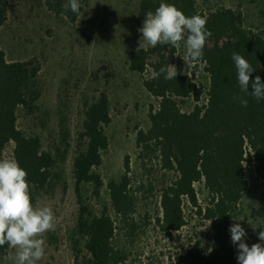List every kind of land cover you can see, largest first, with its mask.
<instances>
[{"label":"trees","instance_id":"16d2710c","mask_svg":"<svg viewBox=\"0 0 264 264\" xmlns=\"http://www.w3.org/2000/svg\"><path fill=\"white\" fill-rule=\"evenodd\" d=\"M9 0H0V29L7 21ZM80 10L65 12L68 0H53L51 8L75 23L83 13L86 0H79ZM161 3L174 4L186 16L206 19L211 37L203 56L192 61L193 75L200 70L210 79L206 102L199 105L204 91L191 76L177 75L166 80L161 68L173 71L175 48L157 45L130 53L132 71L148 77L143 84L159 107L149 114V128L138 132L136 165L140 169L160 167L164 180L160 188L161 216L157 225L166 234L179 232L186 225V202L210 225L211 245L207 250L199 242L178 258L177 264H238L237 246L231 241L229 227L242 215L241 201L248 189L245 164L264 182V100L257 102L240 91L232 54L249 60L256 70L250 79L260 76L264 82V31H253L245 24L244 13L224 6L202 8L198 0H142L138 10V29L146 14ZM142 34V33H141ZM40 68L33 61L8 62L0 49V159L9 144H14V159L28 173L32 202L52 185L56 161L42 149L38 137H29L17 126L19 110L33 112L41 98ZM249 91L253 89L249 88ZM244 96L248 106L239 100ZM192 98L191 112H183L179 100ZM109 103L101 96L85 112L82 138L86 142L74 164L76 192L80 205L78 234L85 251L80 264H124L129 254L121 239L133 240L140 230L136 219L137 194L144 188L129 176L130 164L120 182L108 186L113 216L105 210L95 214L83 200L89 186L99 197L103 181L96 173L109 147L106 129L111 125ZM203 185L205 203H199L197 185ZM249 246L261 243L259 232L246 236ZM7 244L0 246V261L7 256ZM80 259V253L77 255ZM173 264V263H170Z\"/></svg>","mask_w":264,"mask_h":264},{"label":"rangeland","instance_id":"374dc122","mask_svg":"<svg viewBox=\"0 0 264 264\" xmlns=\"http://www.w3.org/2000/svg\"><path fill=\"white\" fill-rule=\"evenodd\" d=\"M142 0H86L83 13L75 23L51 8L53 0H9L7 21L0 29V49L8 62L33 60L40 68L38 83L41 98L33 112L19 110L17 126L29 137H38L42 149L56 161L51 187L37 197L35 205L48 207L55 217V230L43 234L45 256L38 264H80L85 255L78 221L80 205L76 192L74 164L86 147L82 138L85 112L101 96L109 103L111 125L106 129L109 147L96 173L103 181L99 197L92 189H83V200L90 211L105 210L113 216L108 186L120 182L130 164L129 176L143 183L137 194L136 219L140 230L133 240L122 237L129 254L124 264H177L195 242L203 250L211 245L210 225L186 202V225L179 232L166 234L157 225L161 216L160 188L164 172L160 167L140 169L136 165L138 132L149 128V114L159 107L144 87L148 74L131 70L130 53L150 48L142 43L138 29V10ZM207 7L240 9L246 26L264 31V0H198ZM142 43V45H141ZM177 75H188L202 87L199 105L206 102L210 79L200 70L193 75L195 64L187 56L183 42L175 47ZM192 98L179 100L183 112H191ZM14 144H9L0 160L14 159ZM248 189L241 201L240 223L247 232L264 231V182L247 163ZM199 203L206 195L197 185ZM261 244L264 242L261 241ZM80 253V259L77 255ZM16 249L11 248L0 264H15Z\"/></svg>","mask_w":264,"mask_h":264},{"label":"clouds","instance_id":"9594fccd","mask_svg":"<svg viewBox=\"0 0 264 264\" xmlns=\"http://www.w3.org/2000/svg\"><path fill=\"white\" fill-rule=\"evenodd\" d=\"M70 10L78 14L79 0H68L65 12ZM142 43L151 47L158 44L180 46L183 42L187 56L198 61L203 56L206 41L211 32L206 28V19L200 15L186 16L174 4L161 3L155 12L149 11L139 29ZM141 43V45H142ZM237 71L240 91L251 95L257 102L264 100V82L260 76L251 80L256 70L250 61L238 53L232 54ZM164 79L177 77L175 71L160 69ZM253 91H249V88ZM243 107L248 106L244 96L237 98ZM28 173L15 160H0V246L5 244L16 249L15 264H38L45 256V240L43 234L54 231L55 217L48 207H38L32 202ZM231 241L237 246L238 264H264V244L249 246L245 242L246 229L235 223L229 227ZM259 240L264 242V231H260Z\"/></svg>","mask_w":264,"mask_h":264}]
</instances>
